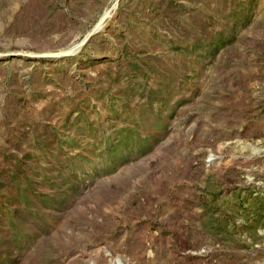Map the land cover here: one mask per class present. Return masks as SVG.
Returning <instances> with one entry per match:
<instances>
[{"label": "rangeland", "instance_id": "obj_1", "mask_svg": "<svg viewBox=\"0 0 264 264\" xmlns=\"http://www.w3.org/2000/svg\"><path fill=\"white\" fill-rule=\"evenodd\" d=\"M0 264H264V0H0Z\"/></svg>", "mask_w": 264, "mask_h": 264}]
</instances>
